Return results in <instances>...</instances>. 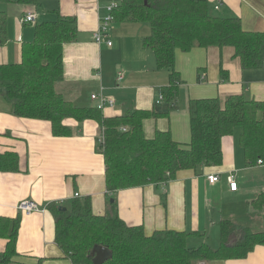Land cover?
Returning <instances> with one entry per match:
<instances>
[{
  "label": "crops",
  "instance_id": "crops-1",
  "mask_svg": "<svg viewBox=\"0 0 264 264\" xmlns=\"http://www.w3.org/2000/svg\"><path fill=\"white\" fill-rule=\"evenodd\" d=\"M206 1L212 13L236 16L246 30H264V0ZM120 2L39 0L40 7L36 8L0 0V11L7 15L6 35L0 42V64L20 62L21 46L32 39L36 22L53 20L58 14L72 16L76 19L77 37L64 47L63 76L55 83L56 91L76 106L90 107L96 104L91 94L102 88L104 95L114 99L113 105L103 108L105 116L135 109L166 111L162 92L169 84V71L157 69L152 50L143 45L150 31L148 23L109 22L103 41L98 44L94 40V32L109 13L108 6ZM28 12L36 14L35 21L21 22ZM175 69L181 76L179 108L166 116L144 120L147 138L159 130L169 131L178 142H188L191 99L215 97L222 104L229 95L243 94L264 101V67L242 69L231 46L178 52ZM118 72L123 75L119 82ZM64 123L72 134L54 136L49 121L14 116L10 104L0 95V153L14 152L18 156V170L0 171V217L20 219L15 264H36L38 259L41 264L69 263L55 242L52 207L67 208L74 198H88L95 215L105 214L108 203L114 200L118 216L126 225H141L145 234L163 229L188 232L190 247L207 244L216 249L223 220L235 225L237 238L241 227L264 230V206L254 208L253 204L264 193V164H245L238 128L222 140L220 165L201 166L197 173L182 171L175 179L109 193L98 149L102 138L99 124L93 119L78 123L73 118ZM211 173L220 177L212 185L206 180ZM230 174L237 183L236 191L229 189L226 178ZM25 200L45 209L23 212L19 206ZM6 242L0 237V258ZM204 264H264V245H256L243 258Z\"/></svg>",
  "mask_w": 264,
  "mask_h": 264
},
{
  "label": "trees",
  "instance_id": "trees-1",
  "mask_svg": "<svg viewBox=\"0 0 264 264\" xmlns=\"http://www.w3.org/2000/svg\"><path fill=\"white\" fill-rule=\"evenodd\" d=\"M40 7L39 0H3ZM57 12V10H55ZM110 22H146L149 34L143 45L154 54L157 69L169 71V84L162 95L164 112L135 109L116 116H105L95 105L80 107L56 91L63 76L64 47L77 37L76 19L60 14L53 20L34 25L33 37L21 46L18 63L0 64V95L16 117L46 120L54 136H69L72 129L64 123L95 120L102 133L98 149L103 157L107 192L175 179L182 171L197 173L201 166L222 163V140L238 128V143L244 162L264 164V101L229 95L221 104L218 98L191 99L188 103L190 139L174 140L169 131H156L147 138L146 119L166 116L179 108L177 93L181 76L175 69L178 52L193 48L234 49L242 69L264 67V30H246L240 18L220 16L210 11L206 0H121L110 11ZM7 15L0 11V42L7 31ZM222 71V70H221ZM223 80L226 78L221 77ZM18 170L14 152L0 153V171ZM254 208L264 206V193L253 200ZM103 215L92 213L89 199L73 202L65 209L52 207L55 242L68 264H94L93 250L103 246L108 256L102 264H200L211 260L246 257L256 245H264V230L239 228L229 220L220 224V244L187 245L189 233L156 230L145 234L141 225L128 226L118 216L115 201L108 203ZM19 218L0 217V237L7 240L0 264H15ZM38 259L36 264H41ZM203 263V264H204Z\"/></svg>",
  "mask_w": 264,
  "mask_h": 264
},
{
  "label": "built area",
  "instance_id": "built-area-1",
  "mask_svg": "<svg viewBox=\"0 0 264 264\" xmlns=\"http://www.w3.org/2000/svg\"><path fill=\"white\" fill-rule=\"evenodd\" d=\"M114 6H115V4H111L108 6V8H107L109 11L108 15L104 18L102 23L98 26V28L94 32L93 37H94L95 42L98 44H100L103 41L104 37L107 34L108 24L110 22V11ZM35 19H36V14L34 12H28L23 16L21 22H28V23L34 22ZM105 41L108 45H111L110 40L105 39ZM122 78H123L122 73L118 72V74L116 76V81L119 82L122 80ZM160 98H162V97L160 96ZM91 99L96 102L95 106L100 110H103V108L106 106H111L114 104V99L109 98L106 95H104L102 88L100 89V91H98L96 93H92ZM258 163L262 164L261 160H258ZM219 178H220L219 174H216V173H211V174H208L206 176L207 182L211 185L215 184L217 181H219ZM226 179H227V182L229 185V189L232 191H236L237 190V183L234 180L233 175H231V174L228 175ZM75 196L77 197V196H79V194L75 193ZM19 209H21L23 212H30L33 210H40V209L43 211L45 209V207H40L34 201L25 200L20 204ZM200 264H203V263H200Z\"/></svg>",
  "mask_w": 264,
  "mask_h": 264
},
{
  "label": "water",
  "instance_id": "water-1",
  "mask_svg": "<svg viewBox=\"0 0 264 264\" xmlns=\"http://www.w3.org/2000/svg\"><path fill=\"white\" fill-rule=\"evenodd\" d=\"M60 209H65V207H60ZM94 264H102L103 260L108 256V251L103 246L95 247L93 250Z\"/></svg>",
  "mask_w": 264,
  "mask_h": 264
},
{
  "label": "rangeland",
  "instance_id": "rangeland-1",
  "mask_svg": "<svg viewBox=\"0 0 264 264\" xmlns=\"http://www.w3.org/2000/svg\"><path fill=\"white\" fill-rule=\"evenodd\" d=\"M216 13L218 14V12H216ZM30 25H33V24H30ZM110 200H111V199H110ZM110 200H109V201H110Z\"/></svg>",
  "mask_w": 264,
  "mask_h": 264
}]
</instances>
